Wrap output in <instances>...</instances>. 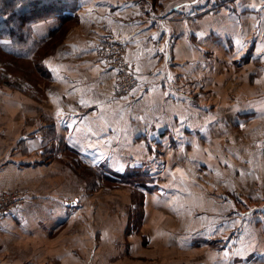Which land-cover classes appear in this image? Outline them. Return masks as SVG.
<instances>
[{
  "label": "crops",
  "instance_id": "crops-1",
  "mask_svg": "<svg viewBox=\"0 0 264 264\" xmlns=\"http://www.w3.org/2000/svg\"><path fill=\"white\" fill-rule=\"evenodd\" d=\"M77 1L71 12L76 23L45 60L50 87L33 110L53 115L58 140L81 162L131 176L126 170L132 160L147 166L152 150L165 148L171 156L166 170L173 154L182 167L176 179L181 196L193 191L192 206L205 204L214 216L233 205L227 183L264 179V0ZM60 23L58 18L35 23L34 37L41 39ZM115 36L126 44L139 79L121 96L113 92L112 70L93 54L98 40ZM44 124L50 123L34 128ZM41 151L35 157L44 162ZM15 160L0 167V188L26 181L72 193L52 159L37 165ZM157 189L163 196L166 190L156 183L145 192ZM213 190L219 201L208 206L205 191ZM52 192L39 193L28 209L2 217L0 264H108L111 259L98 260L107 233L89 232L93 201ZM261 203L264 197L254 206L256 213ZM231 215L210 218L202 231L182 239L192 247L200 236L232 240ZM244 217L242 223L249 224L252 217Z\"/></svg>",
  "mask_w": 264,
  "mask_h": 264
},
{
  "label": "rangeland",
  "instance_id": "rangeland-1",
  "mask_svg": "<svg viewBox=\"0 0 264 264\" xmlns=\"http://www.w3.org/2000/svg\"><path fill=\"white\" fill-rule=\"evenodd\" d=\"M75 23V20L68 23L67 31ZM66 33L62 36L65 37ZM109 38L111 37L98 40L93 47V54L102 64L104 62L96 54V48L99 44L108 42ZM57 42L54 44L51 42L52 46L50 44L40 49L38 56L29 54L27 44L14 48L16 57H13L14 55L4 57L0 51V167L6 159L13 160L14 162H10L12 164H17L15 158H18L28 161L27 164L35 165L52 159L54 167L55 165L57 167L56 173L62 174L61 177L65 176L73 190L66 195L61 190L52 192L48 184L40 185L39 182L26 181L0 188V194L10 192L15 195L13 200L15 205L7 213L0 214V226L3 222L2 217L12 210L28 209L39 193L51 191L62 199L84 195L85 199L94 203V208H90L88 214L91 221L90 234L101 232L108 234L98 245L99 249H105V253H99V262L111 259L108 264H264V222H256V219L264 218L262 212L264 204L261 203L258 213L254 207L264 197V179L262 181L260 178L258 181L255 179L247 184L227 183L224 187L229 190L233 205L220 209L214 216L215 212L205 207V204L198 208L192 206L193 191L189 192L188 197L181 196L182 191L178 189L176 179L177 175L182 177L180 175L182 167H177L173 154L171 168L166 170L168 164L170 165L168 157L171 156L169 153L165 154V148L162 151L154 148L152 155L149 156L152 159L145 160L147 166L144 165V161L132 160L130 172L126 170L127 174L131 173L129 176L117 174L109 169H94L84 164L78 153L63 143L64 141L58 140L56 128L53 127V115L39 108L37 111L33 110L34 107H39L37 104L43 102L50 87V77L47 76L50 73L45 60L51 55ZM8 48L10 49L9 45ZM41 66L44 68L46 78H43L39 70ZM130 92L131 90L121 95ZM40 121L50 124L34 128ZM40 150L44 162L36 160L39 157L35 156ZM39 161L41 162L38 163ZM145 168L148 169V173L144 172ZM157 177H160L158 178L160 182L156 180ZM155 183L166 190L163 196L158 189L150 193L145 192L148 185ZM214 188L216 192L219 191L218 187ZM205 194L208 197L205 201L208 206L213 199L219 201V198L214 196V190L211 193L205 191ZM154 201L162 203V206L156 205ZM95 207L99 209L98 214H95L97 213ZM245 209L251 213H246ZM229 212L232 219L227 221H232L231 231L236 232L232 240H208L200 236L198 239L195 238L197 241L192 247L189 240L182 239L189 233L196 232L197 228L202 231L203 224L209 222L210 218L221 217ZM244 216L252 217L249 224L242 223ZM120 233L124 239L116 240ZM57 237H61V234ZM222 249L227 252L233 251V254L225 256L227 252H223Z\"/></svg>",
  "mask_w": 264,
  "mask_h": 264
},
{
  "label": "trees",
  "instance_id": "trees-1",
  "mask_svg": "<svg viewBox=\"0 0 264 264\" xmlns=\"http://www.w3.org/2000/svg\"><path fill=\"white\" fill-rule=\"evenodd\" d=\"M77 3V0H0V51L4 57L5 55L16 57L14 48L26 44L29 46V54L38 56L40 49L62 39L68 23L76 21L77 16L71 12ZM51 18H58L60 25L41 39H36L33 25ZM39 70L43 78L50 77L45 75L42 66Z\"/></svg>",
  "mask_w": 264,
  "mask_h": 264
},
{
  "label": "built area",
  "instance_id": "built-area-1",
  "mask_svg": "<svg viewBox=\"0 0 264 264\" xmlns=\"http://www.w3.org/2000/svg\"><path fill=\"white\" fill-rule=\"evenodd\" d=\"M99 58L112 70L114 94L129 92L138 82L136 64L127 56V46L118 37H111L108 42L99 44L96 48ZM15 195L10 192L0 194V214L7 213L15 205Z\"/></svg>",
  "mask_w": 264,
  "mask_h": 264
}]
</instances>
